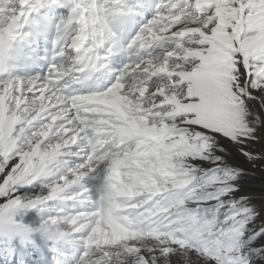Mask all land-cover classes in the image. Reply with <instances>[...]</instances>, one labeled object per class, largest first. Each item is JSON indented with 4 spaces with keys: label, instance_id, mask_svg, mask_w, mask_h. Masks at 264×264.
<instances>
[{
    "label": "snow or ice",
    "instance_id": "obj_1",
    "mask_svg": "<svg viewBox=\"0 0 264 264\" xmlns=\"http://www.w3.org/2000/svg\"><path fill=\"white\" fill-rule=\"evenodd\" d=\"M58 7L68 8L67 14H42ZM148 10L153 17L130 34L134 18ZM49 31L50 55L25 51ZM183 40L194 45L193 54L185 52ZM162 43L175 45L165 49L164 63L179 65L177 71L190 77H165L166 90L178 88L185 105L178 115L150 81L144 84L160 102L156 110L172 113L164 118L171 137L183 138L176 148L184 154L176 162L178 182L157 177L166 188L138 195L130 203L140 206L131 213L106 217H128L130 235L101 240V205L130 143L105 135L82 147L96 133L84 127L72 97L121 86L125 95L127 81L138 75L129 74V67L141 69L143 84L152 65L150 49ZM121 55L126 62L112 70ZM41 60L49 65L46 73L34 71ZM113 73L102 88L99 81ZM92 80L95 90L75 91ZM0 94L10 112L31 115L28 149L18 138L0 144V233L30 250L33 264H196L190 252L203 264H264V182L246 187L254 171L264 176V0H0ZM32 147L77 151L58 156L42 175L28 164ZM101 166L99 186L89 188L86 178ZM37 183L41 191L29 194L26 189ZM32 210L40 216L37 228L22 223Z\"/></svg>",
    "mask_w": 264,
    "mask_h": 264
},
{
    "label": "bare ground",
    "instance_id": "obj_2",
    "mask_svg": "<svg viewBox=\"0 0 264 264\" xmlns=\"http://www.w3.org/2000/svg\"><path fill=\"white\" fill-rule=\"evenodd\" d=\"M6 10L8 12L15 11V9L12 7H8ZM67 12H68V8H66V7H58L55 9H47V10L44 9V10H42V14L50 13L51 16L54 15L55 19H59L62 15L67 14ZM152 14H153V11L148 10V11H144L143 15H137L132 22V28H131L130 34H134L142 24H144L145 22L150 20L152 18ZM161 32L163 35H165V36L167 35V32L165 29H161ZM9 35H11V33H9ZM53 37H54V31H49L46 35L39 36L34 42H32L28 47H26V49L31 50V52L37 53V55L41 57L42 56V49H44L46 46V47H48L47 52L50 55L51 48H52L51 41H52ZM181 43L185 49V52L188 55L193 54L194 45L189 43L188 40H183ZM173 47H175L174 44H169V43L163 44L162 43L161 45L155 46L154 48L150 49L151 56L149 57V59H151L152 65L149 66L150 71L148 73L147 78L144 80L143 84H141L140 75H139L141 73V69L136 68L134 65L130 66L129 69L127 70L128 73L129 74L137 73L138 75H137V78L135 80L129 79L127 81L129 87H128V91L125 95L120 94L121 88L123 87V86H121V88H115L114 87L113 89H110L107 93H104L102 95H94L93 97L75 96V99L73 100V102L75 103L74 105H79L80 106V112L84 114V115L80 116L81 122L83 123L84 127L93 128L95 130V133H96V134L92 135L90 141L89 140L82 141V145H81L82 147H85L86 149L90 148L91 145L95 144L100 137H103L105 135L123 136L124 132H127L129 130V127H128L129 124L134 123V122H140V123L145 122L147 125H149V127H150V125L151 126L155 125L162 131H166V129H168V128L170 129V125L164 122V118L170 117L172 115V113L162 112V111L156 110L157 106L160 102L155 101L153 99L152 95L149 94L148 87L144 86V84H147L150 81L151 86L153 88L158 89L159 95H162L165 97L164 103L170 104L168 102L169 99L175 100V104H174L175 106H173V112L175 114L178 115L181 112L186 110L185 105H183L177 97L178 88L173 89L170 87L166 90V88L164 87V85H168V83H169L168 79H166L165 77H170L172 74L180 75L182 77L185 74V73L177 71V69L179 68V65H169L168 63H164V61L166 59L165 49H171ZM125 62H126V59L124 56H122V55L116 56L114 58V62L112 63L113 68H114L113 70H115V68L119 69ZM48 67H49V65H48L47 61L41 60L40 67L34 71L46 73L48 70ZM170 68L172 69V71H169ZM17 71H18V74L22 75V76L31 74V73H27V72L23 71L22 69H17ZM153 77H155V78H153ZM114 78H115L114 73L111 75H105L102 78L103 83L100 86L102 88L106 87L108 84H110L112 82V80ZM186 79H187V76H186ZM106 81L108 82L107 84H105ZM96 84H97V81L92 80V81L87 82L84 85L77 86L75 88V91L88 93V92H91V91L96 89ZM134 85H137V86H134ZM136 93H139V95H135ZM59 102H63V101H59ZM43 104L48 105L49 101H43ZM84 105H91L92 107H84ZM178 105H181L183 107L182 109H184V110L179 111L177 109ZM17 110H19V101H17ZM30 119H31V115L27 112L22 111V110L19 111V114H17L16 111L10 112L9 107L5 103L4 95L0 94V124H5L8 122L7 133L3 138L0 139V144L9 143L11 140L18 138L19 142L24 144L25 148L28 149V137H27L26 133L30 127V125L27 123V121ZM18 124H23V127L19 130L17 129ZM158 128H157V130H158ZM122 132H123V134H122ZM161 133H163V132H161ZM42 139H43V137H42ZM124 139L130 143V147L123 154L121 159L129 157V155L133 152V150H135L137 148H141V149H144L146 147L148 148V146L150 144L149 142L147 143L146 141H144L145 139H143L141 136H138V135L137 136H135V135L131 136L130 135V136L124 137ZM182 139H180V140H182ZM153 142L154 141H152V143ZM181 142L182 141H180L178 143L175 142L176 145L174 144L175 146H173V148L171 149V152L169 153L168 159L166 161V165H168V168H170L172 171L175 170L174 174H178L177 163H176L177 160L182 159L183 155H184L183 153L176 151V148L180 145ZM69 150L73 153H75L77 151V149L74 147L71 149H69L68 147H65L63 152H59V151L53 152L50 148H47V147L44 150H37V147H32L27 153L28 154V164L33 166V167L39 168L40 173L42 175H47L51 171V165L53 163L57 162V157L65 155L66 153L69 152ZM166 151L167 150H165V152ZM142 156H143V154H142ZM138 158H139V156H138ZM138 158L136 159L137 161L139 159H141V157L139 159ZM72 159L75 160L76 157L72 156ZM117 167H119V166H117ZM101 169H102V166H101V168H97L95 171L91 172L90 175L86 178L85 182L87 183L89 188L95 189L96 187L99 186L100 178L103 175ZM121 169H122V171H121V175H122L125 172V166L122 167ZM160 177H162V176H160ZM160 179H163V180H166L167 182L172 183L173 179H175V176L172 175V177L160 178ZM249 181L251 183L247 184L246 187L258 188L260 186V184L262 182H264V176H261L259 171H254L252 174V177L249 179ZM46 182L47 181H45V183ZM111 182H112L111 188H116L117 185H120L121 188L123 186H125L123 183V180L120 176L116 177V178L111 177ZM157 187H158L157 192H159L162 188H166L167 184L161 185L159 180H157ZM41 188H42V185L40 183H37L34 187L26 189V191L29 194H35V193H39L41 191ZM44 190L46 191L47 189H44ZM104 204H105V202H104ZM116 209H117V207H116ZM118 210H119V208H118ZM34 212L37 214V212L35 210H34ZM29 219H33L31 221L36 222L33 224H36L37 227L39 226V224L41 222L40 216L38 214H37V217L30 215ZM11 247L12 246L10 245V242L7 240L5 243L0 242V248H1L0 252L3 251L2 254H0V256L4 255V252H6L7 253L6 258H7V260L9 259V262L8 261H5V262L6 263L11 262V264H14V263L16 264V259L18 260V258H20V256L19 255L16 256L14 251L12 249L10 250ZM26 251H27V253H24L22 260L25 259L26 260L25 262H27V264H33L32 252L30 250H29L30 252L28 250H26ZM189 259L195 260V259H193V257H191ZM198 264H199V262H198Z\"/></svg>",
    "mask_w": 264,
    "mask_h": 264
},
{
    "label": "rangeland",
    "instance_id": "obj_3",
    "mask_svg": "<svg viewBox=\"0 0 264 264\" xmlns=\"http://www.w3.org/2000/svg\"><path fill=\"white\" fill-rule=\"evenodd\" d=\"M45 10H47V9H45ZM152 17H153V14H152ZM111 66L110 67L113 70L114 69L113 68V64ZM186 76H187V79L190 78L188 76V74H186V73L184 74V76H182L183 78L182 77L181 78L182 79H186ZM99 83L101 85L103 83V79H101L99 81ZM107 83L108 82L106 81L105 84H107ZM74 99H75V96L72 97V100H74ZM168 102L172 106H175L174 105L175 104V100L169 99ZM180 106L181 105H178L177 106V109L179 111H183L184 110V109H182L183 107L182 106L180 107ZM130 124L128 126L129 127V130L127 132H124V134L122 132L123 136L124 137H127V136H130V135L131 136H133V135L137 136L138 135V136H141L143 139H145L144 141H146L147 143L149 142L150 144H149L148 148L146 147L147 149L146 148H144V149L137 148V149L133 150V152L129 155V157L124 158V159H120V161L114 167V169L112 171V174H111L112 175L111 177L116 178V177H119L120 176L122 178L123 183H124L125 186L128 185L129 182H130L131 184H133L136 187H138L139 188L138 194L135 195V196H132L130 198L131 200H133V199L135 200L138 195L150 194V191L149 190L156 191L157 192V189H158V187H157V180H158L157 177H159V178H169V177H172V175H173V176H175V179H173L172 183H173V185H175L177 183V177H178L179 174H174L175 173V170H173L174 171L173 172L170 168H168V165H166V161L168 159L169 153L171 152V149L173 148V146H175L176 143H178V142H180L182 140H179V141L178 140H174L171 137L170 132L168 131L169 128L166 129V131H162L157 126H155V125H154L155 127L154 126H151V125L149 127V125H147L145 122L144 123L134 122V123H130ZM156 127L158 128V130H157ZM7 129H8V122L5 123V124H0V139L3 138L6 135ZM161 132H163V133H161ZM152 141H154V142L152 143ZM165 150H167V151L169 150V151L168 152L167 151L165 152ZM142 154H143V156H142ZM138 156H139V158L141 157V159L143 161L141 159H139ZM137 158L140 161L139 160L137 161L136 160ZM117 166H119V167H117ZM124 166H125V172L122 174L123 175L122 176L121 175V171H122L121 168L124 167ZM160 176H162V177H160ZM250 183L251 182L249 180L246 181V185L247 184H250ZM106 200H108V199H106ZM106 200H105V202H106ZM139 206L140 205H138V204H132V203H129V204H125L123 206H120V205H116L114 203L113 206L109 207L107 209V211H105V209H104V203H103L101 205V213H102V215H101L100 220L97 221V236H98V238L101 239V240H104V239H109V238L110 239H116V238H124L126 236H129L130 235V231L125 226V224L128 222V217L122 216L119 220L112 219V218L106 219V217H110V214L112 212L131 213L135 209H137ZM116 207H117V209H116ZM118 208H119V210H118ZM30 215H32L34 217H37V214L34 212V210L29 211L26 215H24L23 220H22V223L25 224L28 227L37 228L36 224H33V223H36V222L31 221L34 218L33 219H29L30 218ZM101 221H105L107 223V228L106 229L101 227ZM6 240L9 241L10 242V245L12 246L10 248V250L12 249L14 251V253H15L16 256L17 255L20 256V258H18V260L16 259V264H27V262H25L26 261L25 259L22 260V257L24 255V253H27V251H26L27 249L22 248V247H19L18 245L13 244L11 238L8 235H6L4 233H0V242L5 243ZM69 251H72V250H69ZM2 252H0V254H2ZM6 255H7V253L4 252V255H1L0 256V264H11V262L10 263H6L5 262V261H8L9 262V259L7 260ZM191 257H193V259H195L193 261H196V264H198V262H199V264H201V263L203 264V259L197 260V258L194 257V255L190 252L189 253V258H191Z\"/></svg>",
    "mask_w": 264,
    "mask_h": 264
},
{
    "label": "clouds",
    "instance_id": "obj_4",
    "mask_svg": "<svg viewBox=\"0 0 264 264\" xmlns=\"http://www.w3.org/2000/svg\"><path fill=\"white\" fill-rule=\"evenodd\" d=\"M138 191L139 188L131 183L123 186L122 188L120 185H117L116 188H110L108 192L109 198L104 204L105 211H107L109 207L113 206L114 203L120 206L129 204L131 201L130 198L137 195ZM41 235L47 237L48 239H52L55 234L54 232L43 231L41 232Z\"/></svg>",
    "mask_w": 264,
    "mask_h": 264
}]
</instances>
